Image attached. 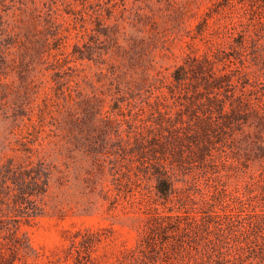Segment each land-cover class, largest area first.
<instances>
[{
    "label": "rangeland",
    "instance_id": "374dc122",
    "mask_svg": "<svg viewBox=\"0 0 264 264\" xmlns=\"http://www.w3.org/2000/svg\"><path fill=\"white\" fill-rule=\"evenodd\" d=\"M30 1L4 0L5 19ZM34 2L52 22L42 33L0 29V165L31 148L49 185L42 212L21 224L18 250L0 236V264H142L146 253L154 264H197L218 235L242 236L250 213H264V0ZM214 52L216 69L230 72L257 109L244 125L250 136L213 168L225 196L217 199L199 168L196 183L191 173L176 183L173 209L155 205L153 180L152 198L124 175L135 168L142 105L189 55ZM168 214L180 216L169 222ZM152 230L156 248L139 251Z\"/></svg>",
    "mask_w": 264,
    "mask_h": 264
},
{
    "label": "trees",
    "instance_id": "16d2710c",
    "mask_svg": "<svg viewBox=\"0 0 264 264\" xmlns=\"http://www.w3.org/2000/svg\"><path fill=\"white\" fill-rule=\"evenodd\" d=\"M34 1L23 3L19 17L10 21L4 17V10H1L4 0H0V29L11 30L17 36H29L42 33L45 24L52 25L50 17L43 16ZM93 16L99 23L103 20L100 11L95 10ZM217 60L220 58L215 52L189 55L173 69L170 80L153 86L152 98L142 105L141 109L147 113L141 117L135 144L130 147L135 168L128 169L124 175L149 197L152 196L148 183L153 180L155 205L164 204L173 209L180 199L176 198L180 193L176 183L190 173L196 183L201 176L199 168L204 169L211 181L217 199L228 193L218 185L213 168L222 152L226 156L243 149V139L250 136L244 125L251 112L257 113V109L246 96L245 89L237 90L230 72L216 69ZM116 180L121 179L116 177ZM48 185L49 170L45 160L31 148H25L23 154L8 158L0 165V236L13 253L26 239L20 234L21 224L30 222L42 212L38 199L46 193ZM249 192L248 201L253 207L255 198L251 190ZM237 198L243 207L242 197ZM166 216L170 222L180 215ZM250 218L249 228L242 236H232L230 243L218 235L211 247L215 254L205 249L204 258L199 262L264 264V213L254 210ZM155 221L162 224L159 218ZM138 243L139 251L154 250L157 246L154 230L145 232ZM182 247L179 240L173 250ZM142 262L154 264L155 257L146 253Z\"/></svg>",
    "mask_w": 264,
    "mask_h": 264
}]
</instances>
